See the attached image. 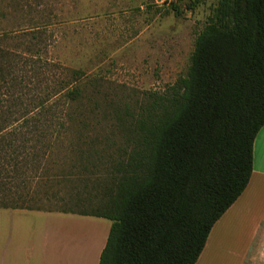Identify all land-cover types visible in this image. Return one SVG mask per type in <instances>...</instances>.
Listing matches in <instances>:
<instances>
[{"label":"trees","instance_id":"16d2710c","mask_svg":"<svg viewBox=\"0 0 264 264\" xmlns=\"http://www.w3.org/2000/svg\"><path fill=\"white\" fill-rule=\"evenodd\" d=\"M218 11L220 21L196 38L187 74L140 107L133 149L114 165L107 199L78 213L112 221L100 264H195L214 224L250 181L264 126V0H219ZM46 27L32 20L0 32V186L13 195L1 194L0 207L35 209L26 207L34 198L29 174L23 191L9 186L23 168H39L33 153L19 157L16 135L69 131L65 119L75 121L84 93V73L72 70L45 97L64 92L69 118L62 112L44 123L27 115L26 104L21 113L14 108L25 95L16 86L32 59H42ZM19 37L23 47L12 49Z\"/></svg>","mask_w":264,"mask_h":264},{"label":"rangeland","instance_id":"374dc122","mask_svg":"<svg viewBox=\"0 0 264 264\" xmlns=\"http://www.w3.org/2000/svg\"><path fill=\"white\" fill-rule=\"evenodd\" d=\"M218 8L219 0H0V32L32 20L47 26L42 59H32L25 82L16 86L25 95L15 109L21 113L26 104L27 115L44 123L62 112L69 118L64 92L45 97L72 70L84 73L76 119H65L69 131L16 135L19 157L33 153L39 164L23 168L9 185L33 190L26 207L66 213L101 207L114 165L133 149L140 107L187 74L197 36L220 21ZM21 38L9 42L12 49L19 42L23 47ZM4 190L0 186V195L13 197Z\"/></svg>","mask_w":264,"mask_h":264},{"label":"crops","instance_id":"0c3cea01","mask_svg":"<svg viewBox=\"0 0 264 264\" xmlns=\"http://www.w3.org/2000/svg\"><path fill=\"white\" fill-rule=\"evenodd\" d=\"M111 226L94 215L0 207V264H100ZM195 264H264V126L250 181Z\"/></svg>","mask_w":264,"mask_h":264}]
</instances>
